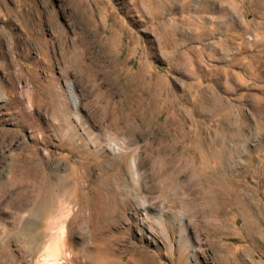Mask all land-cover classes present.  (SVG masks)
Instances as JSON below:
<instances>
[{
	"label": "rangeland",
	"instance_id": "obj_1",
	"mask_svg": "<svg viewBox=\"0 0 264 264\" xmlns=\"http://www.w3.org/2000/svg\"><path fill=\"white\" fill-rule=\"evenodd\" d=\"M46 247L264 264V0H0V264Z\"/></svg>",
	"mask_w": 264,
	"mask_h": 264
},
{
	"label": "bare ground",
	"instance_id": "obj_2",
	"mask_svg": "<svg viewBox=\"0 0 264 264\" xmlns=\"http://www.w3.org/2000/svg\"><path fill=\"white\" fill-rule=\"evenodd\" d=\"M81 67V66H80ZM85 70V69H84ZM77 112V111H76ZM66 115V114H65ZM64 115V116H65ZM78 116V120L80 121L81 119H80V117H79V115H77ZM60 130H62V128H60ZM42 132V131H41ZM63 133V132H62ZM41 135H43V134H41ZM43 137V136H42ZM29 157H31L30 155H29ZM30 159H32V158H30ZM20 160V159H19ZM18 160V161H19ZM25 160V159H24ZM22 162V161H21ZM24 166H26V165H24ZM31 167V166H30ZM35 170V169H34ZM42 250V249H41ZM61 254H59V251L58 252H55L53 249H50V248H44V252H43V258H44V261H43V264H63L61 261H60V258H59V256H60ZM64 255L66 256V257H69L70 255H71V253H70V251H67V250H65V252H64Z\"/></svg>",
	"mask_w": 264,
	"mask_h": 264
}]
</instances>
